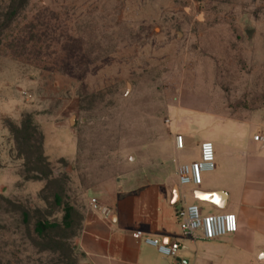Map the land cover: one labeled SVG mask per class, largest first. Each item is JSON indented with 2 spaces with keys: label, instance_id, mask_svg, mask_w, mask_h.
<instances>
[{
  "label": "rangeland",
  "instance_id": "374dc122",
  "mask_svg": "<svg viewBox=\"0 0 264 264\" xmlns=\"http://www.w3.org/2000/svg\"><path fill=\"white\" fill-rule=\"evenodd\" d=\"M181 110L264 113V0H29L0 36V264H85L91 191L163 162Z\"/></svg>",
  "mask_w": 264,
  "mask_h": 264
},
{
  "label": "crops",
  "instance_id": "0c3cea01",
  "mask_svg": "<svg viewBox=\"0 0 264 264\" xmlns=\"http://www.w3.org/2000/svg\"><path fill=\"white\" fill-rule=\"evenodd\" d=\"M171 137L163 162L153 161L145 171L132 167L95 187L90 201L112 211L109 219L87 210L77 239L85 264H264V113L246 120L223 119L214 113L181 110L170 122ZM246 131L250 132L246 135ZM184 138L178 150L176 137ZM203 141L214 144L216 169L205 173L200 187L178 184L179 164L199 160ZM187 153H194L186 160ZM194 192L212 193L217 203H205ZM199 204L204 215L232 213L238 217L237 233L212 241L183 237L177 210L181 201ZM178 242L176 258L162 255L157 247L135 237Z\"/></svg>",
  "mask_w": 264,
  "mask_h": 264
},
{
  "label": "built area",
  "instance_id": "2783aa9c",
  "mask_svg": "<svg viewBox=\"0 0 264 264\" xmlns=\"http://www.w3.org/2000/svg\"><path fill=\"white\" fill-rule=\"evenodd\" d=\"M169 123V121H168ZM255 141L264 142V137L258 135ZM178 150L184 149V138L181 135L176 137ZM199 160L191 164H179L177 160V179L178 184L183 187H200L203 184L205 173L216 169V150L210 141H203L199 146ZM91 209L109 219L111 209L103 206L97 200L93 199L90 205ZM177 219L183 237L192 241H212L221 237L237 233L239 228L238 217L232 213H217L204 215L197 204H187L184 200L177 210ZM135 237L144 238L146 243L157 247L159 252L166 257L176 258L181 248L180 243L162 244L159 240L144 237L142 232H136Z\"/></svg>",
  "mask_w": 264,
  "mask_h": 264
},
{
  "label": "trees",
  "instance_id": "16d2710c",
  "mask_svg": "<svg viewBox=\"0 0 264 264\" xmlns=\"http://www.w3.org/2000/svg\"><path fill=\"white\" fill-rule=\"evenodd\" d=\"M4 1L5 0H1V6H0V36L2 35L5 28L11 27L12 23L17 20L20 12L22 10H24V8L29 4V0H8L9 1L8 6H4ZM1 21H3V22H1ZM30 40H32V38ZM41 40H42V42H44L43 39H41ZM50 40L51 39L49 38V35H48V37L46 38V42H44V43H49V42H51ZM9 46H12V43H10ZM22 46L24 48V46H25L24 42H23ZM22 58L23 57L19 56V59H22ZM29 126H32V124L30 123ZM40 157L43 158L42 154ZM39 160H40V158H39ZM25 215L28 216L29 214H25ZM43 228H45L44 223L37 224V230L39 231V233H42L44 231ZM80 229H82V225H80ZM64 247H66V246L63 245V248Z\"/></svg>",
  "mask_w": 264,
  "mask_h": 264
},
{
  "label": "water",
  "instance_id": "95a60500",
  "mask_svg": "<svg viewBox=\"0 0 264 264\" xmlns=\"http://www.w3.org/2000/svg\"><path fill=\"white\" fill-rule=\"evenodd\" d=\"M73 119L71 120V123H73ZM133 158V156L131 157ZM194 196L199 201L205 202V203H217L216 195L212 193H202V192H194ZM78 245H76L75 248H77Z\"/></svg>",
  "mask_w": 264,
  "mask_h": 264
},
{
  "label": "bare ground",
  "instance_id": "6f19581e",
  "mask_svg": "<svg viewBox=\"0 0 264 264\" xmlns=\"http://www.w3.org/2000/svg\"><path fill=\"white\" fill-rule=\"evenodd\" d=\"M216 200H217V198H216Z\"/></svg>",
  "mask_w": 264,
  "mask_h": 264
}]
</instances>
